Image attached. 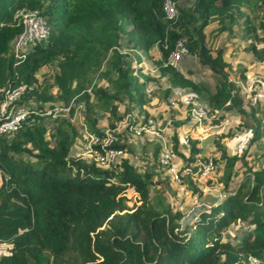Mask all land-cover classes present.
<instances>
[{"label": "trees", "instance_id": "trees-1", "mask_svg": "<svg viewBox=\"0 0 264 264\" xmlns=\"http://www.w3.org/2000/svg\"><path fill=\"white\" fill-rule=\"evenodd\" d=\"M20 8L38 9L51 29L46 41L17 57L10 44L22 29L15 16ZM177 10V17L168 20L163 0H0V87L32 85L24 100L39 107L68 104L74 98L83 104L84 122L97 133L104 113L110 127L133 109L144 113L146 121L150 100L145 87L153 77L141 66L125 65L127 54L122 51L141 49L160 75L167 76L164 99L170 100L172 88L193 90L214 121L225 123L214 136L213 153L219 151L224 167H229L220 200L203 204L186 217L167 202L153 172L139 169L125 156L133 152L124 141L126 134L119 133L123 141L114 145L125 154L102 167L76 157L78 130L70 120L52 118L55 124L47 138V117H37L0 135V243L9 246L0 255V264H250L251 257L256 259L253 264H264V166H247L237 187L228 189L231 167L243 156L228 154L221 144L234 134L230 126L239 129L248 118L254 125L243 127L251 131L250 142L261 139L264 113L239 94L228 77L232 64L224 58V47L208 46L205 33L210 23H216V32L231 38L237 25L248 40L245 49L256 60H264V0H192L177 5ZM183 36L189 54L219 75L213 89L165 65ZM106 53L114 77L102 68ZM52 61L58 68L53 76L55 94L49 85L39 84L36 75ZM244 69L239 68L243 78ZM98 76L108 85L98 83ZM124 100L122 112L119 104ZM73 112L71 108L70 116ZM153 141L152 156L158 163L161 141ZM179 141L174 131L172 149L183 166H191L201 156L197 140L189 138L187 153L179 150ZM191 177L188 173L183 179ZM128 187L139 194L140 203L128 204ZM240 223L239 232L224 235L230 225Z\"/></svg>", "mask_w": 264, "mask_h": 264}, {"label": "built area", "instance_id": "built-area-1", "mask_svg": "<svg viewBox=\"0 0 264 264\" xmlns=\"http://www.w3.org/2000/svg\"><path fill=\"white\" fill-rule=\"evenodd\" d=\"M163 11L166 19L174 20L178 14L175 0H163ZM15 16L21 20L22 29L11 40L10 48L15 56L22 57L35 43L47 40L51 26L47 18L36 8H20L16 11ZM129 50L132 51V49ZM188 54L186 37L183 36L177 40L174 49L168 55L165 65H171L178 69L181 60ZM237 83L241 96L250 105H258L264 113V76L244 82L239 80ZM31 87L32 85L26 83L0 87V135L15 132L37 117L70 116L71 108H74L72 116H75L79 106L82 105L80 102L74 105L75 101L72 98L68 104L46 103L43 107H39L33 100H24L27 90ZM147 87L145 91L150 94L152 88L149 85ZM90 88L88 87L86 90L91 92ZM228 103L229 100L226 104ZM170 104L184 106L190 124L196 125L202 134L209 129L205 123L211 114L208 113L207 104L200 99L197 92L190 89L172 88ZM155 123V120L150 117L146 121L129 124L128 130L135 133L147 132L161 138L158 163L171 176L174 183H182L184 175L188 173L192 174L193 177H204L219 170V166L212 156H198L191 166H183L176 152L172 149L171 136L169 139L166 138L164 136L165 129L156 127ZM82 129L83 138L77 140L79 145L74 151L76 157L95 162V164L102 167H109L121 155L125 154L122 148L114 146L117 142L123 141L118 135L120 133L119 125L106 127L100 130L99 133L89 130L86 125ZM255 262L256 259L251 257L250 264Z\"/></svg>", "mask_w": 264, "mask_h": 264}, {"label": "rangeland", "instance_id": "rangeland-1", "mask_svg": "<svg viewBox=\"0 0 264 264\" xmlns=\"http://www.w3.org/2000/svg\"><path fill=\"white\" fill-rule=\"evenodd\" d=\"M191 2L192 0H176L177 5H188ZM212 28H213V25H210L207 28H205L206 41L211 46L213 45L212 42L215 41L214 36L216 33L214 29H216V25L214 26L213 29ZM233 28L234 30H233V34L231 35V38L227 36V39L230 43L235 42L232 45L233 50H230L229 48H227V52H225V55L226 56L229 55V57L231 56L230 60L232 61L230 63L233 66L234 64H236V68L232 66L231 70L228 69V74L230 75L231 73L235 78H240L239 68L244 64V62L256 61L257 62L256 63V74L263 77L264 76V60H256L253 54L245 49L248 44V40L242 37V34H243L242 30L239 27H237V25H234ZM262 45H263L262 43L259 44V47ZM125 46H128L127 42L125 43ZM122 51H124V49H122ZM133 52L135 53L134 57H131V54L126 52L127 56L123 58V62L125 65H130V66H133L134 64L133 67L136 68L140 66L139 62H137L135 59L136 55L138 54V56L140 57L141 55L139 51L137 52L133 50L132 53ZM234 55L237 56V58L239 59V61H237L238 63H236L234 61V58H232V57H235ZM110 59H111V56L109 55V53H106L104 55V64L102 68H104L105 70L107 69L109 71V74L114 77L116 75L115 71L113 69H108ZM134 61H136L138 64L134 63ZM154 66L155 65L152 59L145 61L143 64V68L145 67L144 71L148 72L151 78L154 77V74L152 75L150 71L148 70L151 67L154 68ZM57 69L58 68H57L55 61H52L48 63L47 65L41 67L36 72V75L39 80V84L49 85L51 92L54 94L56 93L57 88L54 84L53 76H54V73L57 71ZM206 73L208 75V72ZM194 74L200 75V71L199 72L197 71ZM204 78L206 82L209 84L210 79L206 77ZM95 80L102 85H108V81H106L104 77L98 76L95 78ZM158 84H162V83L158 81ZM158 86L163 87V85H158ZM146 88L148 87L146 86L145 89ZM235 88L239 92V89L237 88V86H235ZM158 92L154 93L153 91H151V95L146 92L150 100L146 108L149 112V118L151 117L155 120L156 127H160L162 125L161 123H163V120L162 121L159 120L160 118H162L163 114L161 113L160 114L161 117H160L158 112L159 110H162V108L164 109L165 104L168 105L167 101L169 100V99H164V97L162 96L164 95L162 94V91L159 92L160 95L158 96L157 95ZM77 104H78L77 102L76 103L74 102V105H77ZM126 105H127V101L124 100L122 103L119 104V110L123 112L126 108ZM83 110L84 108L82 104L79 106L78 111L76 112L75 116H61V117H64L70 120L71 123L77 128L78 130L77 140H79L80 138L81 139L83 138L82 128L84 127V125L87 126V124L84 122ZM168 112H171L169 108H168ZM142 114L144 113L137 111V109H133L131 112L126 111L124 118L120 119L119 121H116L115 126L119 125L120 133L123 135L124 134L127 135V137L129 138V143L131 144V147L133 148V152L125 154V156H127L133 164L139 167V169L151 170L153 172L154 178L158 180L157 188H160L162 190V193L166 197L167 202L171 204L173 209H180L183 212L184 216L186 217L193 216L194 212L197 211L196 209L203 204L215 203L214 201L217 198L219 201L220 198L224 195L225 190H226L223 188L224 177H225L224 173L229 168V167L227 168L224 167V163H223L224 160L220 158V152L216 151V153H213V148H214L213 145H211V148H209L208 150H205V154H209L207 156H212V154H214L216 157L215 161L217 160V164L219 166V170L216 173H212L204 177H200V176L193 177L192 176L189 180H186V181L183 180L182 183L176 184L173 182L171 176L165 172V169L162 168L161 166H158V163L155 161V159L152 156V142H154L153 141L155 140L154 137H156L157 135L147 133V132L135 133L134 131L128 130L129 124H131L130 122L132 120L138 119L137 121H134V123L142 122V118L144 116ZM227 114L228 113H226V115ZM107 116H108V113H104V115H101L99 117V120L96 125L98 129L103 130L106 127H110L109 125H107L108 123L106 119ZM227 117L231 119V115H227ZM214 120L215 118L211 114L209 116L208 121H206L205 123V125L208 126L209 130L212 132H215L214 129L219 128V127H215ZM54 122L55 120H53L52 118L45 119V124L47 126V132H46L47 138H50V133L52 131L53 125L55 124ZM246 123H248L247 126H250L251 124L254 125L251 122V120L248 118L246 122L239 123V125L241 126L239 127V129H237V127L235 126H230V127L234 129L233 133L236 134L238 131H242V130L244 131L245 129H247L243 127L245 126ZM164 124L169 125L168 123H165V121H164ZM167 128L170 129V127H167ZM88 129L90 130L89 127ZM165 133L167 134V130H165ZM217 134L218 133H216V135ZM250 134H251V131H249V134H248L249 139L247 135V140L245 139H243V141L242 139L232 140L233 145H231L230 147H227V145H225L226 138L223 141H221V144L225 146L228 154H236V156H243L241 159L234 162V164L231 167V174H230L229 183H228V186H229L228 189L230 190L237 187V185L240 183L243 177V171L247 168V166H252V167H258L261 165L264 166L263 165L264 164V134L262 135L263 138L258 139L254 144L250 142ZM167 135H165V137L169 139L170 136H167ZM145 140L149 141L151 144L147 145ZM78 145L79 144L76 141L75 149L78 147ZM238 146H240L239 149H238ZM193 186H196L198 189L194 190ZM125 194L128 198V204L132 205L133 203H137V204L140 203L139 194L136 191H134L132 187H128L125 191ZM184 218L185 217L181 218L182 222L185 221ZM241 225L242 223L230 225L225 230L224 235L232 237L234 234L240 231V229L242 228ZM8 249H9V246L7 244L0 243V255L8 251Z\"/></svg>", "mask_w": 264, "mask_h": 264}, {"label": "crops", "instance_id": "crops-1", "mask_svg": "<svg viewBox=\"0 0 264 264\" xmlns=\"http://www.w3.org/2000/svg\"><path fill=\"white\" fill-rule=\"evenodd\" d=\"M210 25H213V28H214V26L216 24L215 23H210L208 26H210ZM214 31H215L216 34L214 36L215 41L212 42L213 43L212 46H214V45L215 46L212 47L209 43H207L208 46H210L211 48H215L217 46H223L224 47V58L228 62H231L232 61V60H230L231 59L230 58L231 56L230 57H229V55L226 56L225 55V52H227V48H229L230 50H233L232 45L235 42L230 43L228 41L226 32H216L215 29H214ZM138 51L140 52V55H141V57H140L141 59H140L139 65L144 70L145 69V67L143 68L144 62L145 61H148L151 58L143 50H141V49L139 50L138 49L137 52ZM129 54H131V57H134V55H135L134 52L133 53H129ZM188 55L184 56L183 59L181 60L179 69L184 74H186L187 76H191L196 81H199V82L205 84L206 86H208L210 89H213V87L215 85V82L219 78V75L213 73L212 71H210L209 69H207L205 67H202L199 64L197 58L194 55H192V54H188ZM137 56H138V54H137ZM232 58H234V61L236 63H238L237 61H239V59L237 58V56L232 57ZM134 63H137V62L134 61ZM256 63H257L256 61H253V62H250V61L244 62V64L240 68H243V67L245 68L244 69V75H245V77L243 78L242 76H240V78H235L230 73V75L228 76L229 79L234 83L235 86H237V84H238L237 82L239 80L246 81V80H249V79L261 77V76H259V75L256 74ZM133 66H134V64H133ZM233 67L236 68V64H234ZM148 71H150V73L152 75L154 74L153 79L148 82V85L152 88V91L154 93H156L158 91L159 92L162 91V94H164L165 90L169 88L168 87L169 84H168L167 76L162 75V74L160 75V73L155 68V66H154V68L151 67ZM197 71L198 72L200 71V75H197V74L195 75L194 74ZM206 72H208V75H207ZM239 72H240V70H239ZM204 75H206V76H204ZM204 77L210 79V83L209 84L206 82V80H205ZM242 78L244 80H242ZM158 81H160L162 84H158ZM158 85H163V87L162 86H158ZM159 92L157 94L158 96L160 95ZM239 94H240V92H239ZM150 95H151V93H150ZM169 107H173L174 111L168 112V108ZM158 113H159V116H160L161 113L163 114L162 118H160L159 120L160 121L163 120V123H161L162 125L160 127H162L165 130H167V134L168 135L166 133H165V135L171 136L170 134H172L175 131L177 133L179 139H180V141H179L180 142V144H179V150L180 151H183L184 153H187V151H188L189 138H191V139L197 140V146L200 148V151L197 153L198 155H201V156H207V155H209V154H205V150H208L209 148H211V145H213L214 136H216V133L221 132L222 129H223V127H224V125H225V123H223V122H220V123H216L215 122V127H219L217 129H214L215 132H212V131H210L208 129L205 133L202 134V132L199 130V128L196 125L190 124V122L188 120V116L186 114L185 107L182 106L181 104H177V105H171V104L166 105L165 104L164 105V109L162 108V110H159ZM225 120H227V119H225ZM164 121H165V123H168L169 125L164 124ZM167 127H170V129H168ZM248 134H249V130L248 129H245L244 131L243 130L242 131H238L236 134L234 133L231 137L226 138L225 145H227V147H230L231 145H233L232 140H238V139H242V141H243V139L247 140V135ZM154 139L161 141V138L159 136L154 137ZM248 139H249V135H248ZM126 142L128 143L129 146H131V144L129 143V138L128 137L126 139ZM149 144H151V143H149ZM149 144H147V145H149ZM239 148H240V146H238V149ZM217 200H218V198L216 199V201Z\"/></svg>", "mask_w": 264, "mask_h": 264}, {"label": "clouds", "instance_id": "clouds-1", "mask_svg": "<svg viewBox=\"0 0 264 264\" xmlns=\"http://www.w3.org/2000/svg\"><path fill=\"white\" fill-rule=\"evenodd\" d=\"M176 2V1H175ZM130 49V48H129ZM128 48H124V51L123 52H128V53H132V51H130Z\"/></svg>", "mask_w": 264, "mask_h": 264}, {"label": "water", "instance_id": "water-1", "mask_svg": "<svg viewBox=\"0 0 264 264\" xmlns=\"http://www.w3.org/2000/svg\"><path fill=\"white\" fill-rule=\"evenodd\" d=\"M218 201V200H217Z\"/></svg>", "mask_w": 264, "mask_h": 264}]
</instances>
